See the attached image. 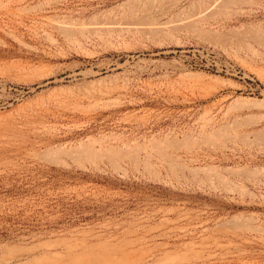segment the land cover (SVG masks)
<instances>
[{
    "label": "rangeland",
    "instance_id": "rangeland-1",
    "mask_svg": "<svg viewBox=\"0 0 264 264\" xmlns=\"http://www.w3.org/2000/svg\"><path fill=\"white\" fill-rule=\"evenodd\" d=\"M0 264H264V0H0Z\"/></svg>",
    "mask_w": 264,
    "mask_h": 264
},
{
    "label": "bare ground",
    "instance_id": "bare-ground-1",
    "mask_svg": "<svg viewBox=\"0 0 264 264\" xmlns=\"http://www.w3.org/2000/svg\"><path fill=\"white\" fill-rule=\"evenodd\" d=\"M67 23H68V22H67ZM66 25H67V24H66ZM66 25H65V26H66ZM75 26H76V25H75ZM62 28H63V27H62ZM79 29H80V28H79ZM93 29H94V28H93ZM77 30H78V29H77ZM82 30H83V29H81V31H82ZM81 31H80V32L78 31V32L80 33L79 35H80V36H84V34H83L84 32H81ZM96 32H97V31H96ZM67 35H68V34H67ZM85 36H86V35H85ZM66 38H67V37H66ZM69 38H71V37H69ZM77 38H78V37H77ZM82 38L85 39V37H82ZM77 40H78V39H77ZM68 42H69V41H68ZM70 42H71V41H70ZM74 43H75V42H74Z\"/></svg>",
    "mask_w": 264,
    "mask_h": 264
}]
</instances>
